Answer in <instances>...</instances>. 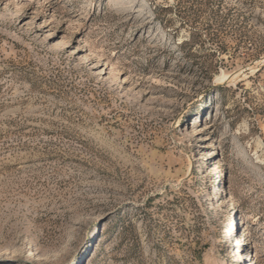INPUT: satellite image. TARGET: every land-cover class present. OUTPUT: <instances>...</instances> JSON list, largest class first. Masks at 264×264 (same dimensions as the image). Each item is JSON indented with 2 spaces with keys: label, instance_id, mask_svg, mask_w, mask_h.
Returning a JSON list of instances; mask_svg holds the SVG:
<instances>
[{
  "label": "rangeland",
  "instance_id": "374dc122",
  "mask_svg": "<svg viewBox=\"0 0 264 264\" xmlns=\"http://www.w3.org/2000/svg\"><path fill=\"white\" fill-rule=\"evenodd\" d=\"M0 264H264V0H0Z\"/></svg>",
  "mask_w": 264,
  "mask_h": 264
},
{
  "label": "bare ground",
  "instance_id": "6f19581e",
  "mask_svg": "<svg viewBox=\"0 0 264 264\" xmlns=\"http://www.w3.org/2000/svg\"><path fill=\"white\" fill-rule=\"evenodd\" d=\"M237 76H238V73H232V74H229L227 76H223V79L225 80L227 78H236Z\"/></svg>",
  "mask_w": 264,
  "mask_h": 264
}]
</instances>
